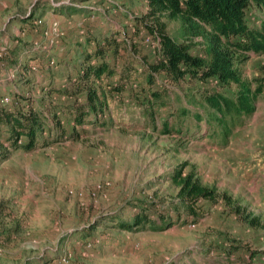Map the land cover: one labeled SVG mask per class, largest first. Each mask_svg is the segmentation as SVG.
<instances>
[{
    "label": "rangeland",
    "instance_id": "rangeland-1",
    "mask_svg": "<svg viewBox=\"0 0 264 264\" xmlns=\"http://www.w3.org/2000/svg\"><path fill=\"white\" fill-rule=\"evenodd\" d=\"M146 12L145 0H0V53L6 55L0 107L29 104L47 112L51 104L69 135L73 125L59 107L73 98L56 90L82 72L83 57L97 46L117 71L126 63L139 72L142 57L153 63L157 42L136 21ZM29 18H42L43 26L34 32ZM50 20L62 34L53 47L42 35ZM262 20L264 11L250 5L247 27L258 29ZM165 24L178 37L179 21ZM108 38L115 42L109 49ZM235 67L262 92L253 114L227 136L210 123L200 94L234 98L235 86L188 77L174 84L159 74L152 89L162 92L164 105L151 117L144 114L146 87L134 71L132 83L109 101L105 126L84 125L76 141L12 154L0 165V264H264V54L249 53ZM177 171L215 192L214 201L196 203V219L176 198L171 176ZM141 210L172 225L115 228Z\"/></svg>",
    "mask_w": 264,
    "mask_h": 264
},
{
    "label": "trees",
    "instance_id": "trees-1",
    "mask_svg": "<svg viewBox=\"0 0 264 264\" xmlns=\"http://www.w3.org/2000/svg\"><path fill=\"white\" fill-rule=\"evenodd\" d=\"M145 4L147 12L136 21L158 43L155 61L149 63L142 57L138 59L139 72L126 63L117 71L104 61L102 47L97 46L92 54L85 55L82 72L68 81L65 90H56L60 97L73 98L71 103L65 102L59 107L73 125L69 135L51 104L47 110L51 118L47 112L29 104L25 110L0 107V137H4V142H0V165L17 151L28 154L58 142L76 141L84 132V125L105 126V109L109 101L132 83L134 71L146 87V90L142 89L148 95L144 110L147 116L152 117L155 106L164 105L162 92L152 89L159 74H164L174 84L188 77L191 81L214 80L224 86H235L234 98L209 91L200 94V105L208 110L210 123L213 121L221 127L225 136L242 118L253 114L254 100L262 89L260 86L252 89L250 83L240 76L235 63L246 61L249 53L264 54V20L255 30L248 28L245 22L248 7L254 4L264 11V0H145ZM172 20L179 21L178 37L166 32L165 22ZM25 22L33 25L34 20L29 18ZM114 43L108 38L105 45L109 49ZM197 47L200 52L194 55L192 52ZM129 50L131 55L137 53L136 46ZM1 59H6V55ZM114 77H117L116 83L112 82ZM138 85L140 87L141 82ZM171 179L178 187L176 198L179 205L195 219L198 217L195 205L199 200L214 201V190L201 185L192 175L181 178L177 171ZM253 222L250 221L251 225ZM171 225L163 218L153 220L141 210L131 222H118L115 228L126 232L145 228L163 231Z\"/></svg>",
    "mask_w": 264,
    "mask_h": 264
},
{
    "label": "built area",
    "instance_id": "built-area-1",
    "mask_svg": "<svg viewBox=\"0 0 264 264\" xmlns=\"http://www.w3.org/2000/svg\"><path fill=\"white\" fill-rule=\"evenodd\" d=\"M44 20L42 18L36 19L33 22V26H34V32L38 31V29H40L43 26ZM59 30V22L57 20H50L47 28L42 32V35L44 37V39L46 40V44L45 46L48 44L49 47H53L55 45L58 44V37L62 36V34L60 32H58ZM156 45L158 46V43H156ZM45 46L43 48H41L42 50L45 49ZM3 57L2 54L0 53V58ZM53 60H51L49 62V65H53ZM14 75H11L9 77V79L13 78ZM4 103H8L9 99L5 98L3 99ZM90 246V245H88Z\"/></svg>",
    "mask_w": 264,
    "mask_h": 264
},
{
    "label": "crops",
    "instance_id": "crops-1",
    "mask_svg": "<svg viewBox=\"0 0 264 264\" xmlns=\"http://www.w3.org/2000/svg\"><path fill=\"white\" fill-rule=\"evenodd\" d=\"M82 67H83V66H82ZM79 71H80V70H79ZM12 80H13V79H12ZM12 80H11V81H12ZM42 150H43V149H42ZM37 151H39V150H37ZM32 153H33V152H32ZM24 154H25V153H24ZM28 154H29V153H28Z\"/></svg>",
    "mask_w": 264,
    "mask_h": 264
}]
</instances>
